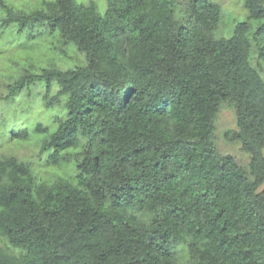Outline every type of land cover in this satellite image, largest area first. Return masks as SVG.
<instances>
[{"label":"trees","instance_id":"obj_1","mask_svg":"<svg viewBox=\"0 0 264 264\" xmlns=\"http://www.w3.org/2000/svg\"><path fill=\"white\" fill-rule=\"evenodd\" d=\"M244 4L217 38L211 0H0V100L50 118L8 140L35 134L36 166L0 155V264H264V0ZM225 105L248 168L215 142Z\"/></svg>","mask_w":264,"mask_h":264},{"label":"rangeland","instance_id":"obj_2","mask_svg":"<svg viewBox=\"0 0 264 264\" xmlns=\"http://www.w3.org/2000/svg\"><path fill=\"white\" fill-rule=\"evenodd\" d=\"M15 5L21 6L22 8L27 7H38L42 0H11ZM217 2L222 8V21L220 23V27L218 31H216V37H231L234 32V28L236 23L244 21L247 18L248 12L244 4V0H211ZM10 41V39H9ZM6 52L11 51V45L5 47ZM2 44L0 43V98L2 95L7 93L6 87L3 83V77L9 69V63L7 62V56L10 54L4 55L2 53ZM5 51V50H4ZM55 54L51 56L50 52L47 55H42V53H38L35 55L37 59V63L44 64L54 59ZM60 66H66L63 62V58H59ZM43 95V94H42ZM25 95L23 98V103H18V105L14 107H10V105L4 101V99L0 100V130L7 131L6 135V143L0 141V155H16L18 157H25L29 160L35 159V166L38 162V158L36 157L40 146L38 144V138L35 134L33 136H28L27 139L22 140V142L16 143L15 140H11L9 143L13 133L23 131L27 126L31 127L29 124L34 123L35 119L38 117L39 120L45 121L49 120V114L45 113V102L43 101V97H35L33 107L35 109L31 110L28 107V100H33L32 98L35 94ZM44 107V108H43ZM45 110V112H44ZM32 128V127H31ZM237 129L236 124V115L235 110L227 105L223 106L216 120L215 127V142L217 147L223 154H230L236 157L240 163L248 168L249 164V156L245 154L239 144L229 143L225 139V133L228 130ZM2 140V139H1ZM264 189V186L261 188ZM13 252L19 253L20 250L16 248H11Z\"/></svg>","mask_w":264,"mask_h":264}]
</instances>
